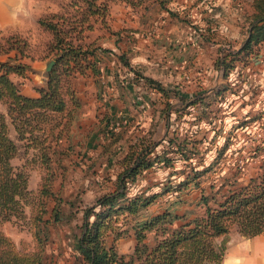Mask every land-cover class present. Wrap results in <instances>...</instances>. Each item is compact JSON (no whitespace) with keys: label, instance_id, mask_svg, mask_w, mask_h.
<instances>
[{"label":"rangeland","instance_id":"1","mask_svg":"<svg viewBox=\"0 0 264 264\" xmlns=\"http://www.w3.org/2000/svg\"><path fill=\"white\" fill-rule=\"evenodd\" d=\"M99 1L108 4V13L104 18L92 17L91 29H86V23L82 24L85 28L81 30V36L84 42L93 41L109 50L103 54L104 60L99 62L100 87L95 84L91 74H79L74 78V92L79 97L81 106L77 119L70 128L71 132L63 134L57 143L52 140L50 157L44 159L43 144L48 143L51 138L45 136L52 122L43 123L40 129L38 127L34 131L35 136L26 132L20 139L7 116L9 135L18 145L11 164L18 174L25 177L26 183L22 193L16 195L17 202H9L8 207H0V235L11 241V247L32 264L37 263V257L40 264H84L74 246L75 235L81 230L82 209L91 205L98 195L111 187V179L117 167L115 156L103 153V144L107 142L104 138L105 130L115 129L122 119L128 121L129 131L133 133L155 127L156 137L164 133L165 125L169 122L171 128L176 123L187 126V122L181 121L182 115L177 117L173 110L168 118L159 115V109L164 105L159 93L146 88L142 80L131 85L134 71L122 65L114 53L126 52L135 69L189 96L203 93L206 87L217 85L221 81L232 80L233 90L226 94V101L231 103L229 106L224 105L222 110L226 122L224 134H227L232 124L241 123L251 115L263 114L260 119L249 121L245 127L234 129L233 134L236 135L231 136L233 143L226 159L215 171H210L203 177L200 187L191 186L180 193L185 200L173 206L177 211H200L201 206L196 204L200 188L203 187L205 192L209 191L210 183L218 178V170H221L222 175L239 168L238 179L246 181L250 175L264 168V164L260 166V163H264V148L259 151L250 149L251 145L264 143V80L261 79L259 68L254 65L243 69L242 73L232 72L225 79L220 76L214 63L220 47L226 44L236 47L244 38L246 16L252 10L251 0H233L231 5H227L225 0H172L167 5L178 11V17H171L165 8H159L157 0H142L135 5L123 0H98L97 3ZM55 2L58 4L57 11L49 10L44 16L51 17L52 13L71 15L84 6V1L81 0ZM211 12L219 23L217 28H212L214 33L206 28L201 19L203 16L208 17ZM213 24L215 23L211 27ZM201 32L210 34V38H203ZM10 34H17L21 41L25 39L26 45L22 46L24 55L19 57L20 54H17V57L28 65L24 75L12 73V78L21 91L36 94L37 88L45 85L46 64L53 58V53L49 50L52 34L40 24L25 33L2 32L0 43L3 46H7L6 38ZM9 54L15 55L16 51L11 50ZM9 54L0 52V60L7 59ZM98 90L101 91V97L97 96ZM204 106L205 104L195 106L192 114L200 113ZM0 110L6 111L3 101H0ZM107 116L110 121L106 119ZM56 117L59 119L60 115ZM184 117L188 119L191 115ZM203 123L202 120L201 126H204ZM192 127L197 128V124ZM57 129L59 128L55 131ZM214 131L211 129L207 137H212ZM30 136L33 139H29ZM217 139L221 142L223 136L219 135ZM113 147L116 154H119L120 148L117 145ZM53 148L56 149L55 152ZM213 153L214 150H210L206 154L207 158ZM235 163H239V166ZM167 173L168 170L161 167L147 171L139 179L136 188L152 185L153 189H158L157 184L169 179ZM170 179L177 180L178 177L171 175ZM46 185L52 191L50 194L43 193ZM173 195L175 194L162 195L154 204L144 209L143 213L162 210L169 205ZM55 210H59L61 216L58 220L54 219ZM258 236L245 237L236 225L225 236H218L216 241L219 243L223 237L226 238L222 264H225L227 258L231 259L233 254H244L246 257L252 254L250 264H258V250L261 248ZM112 238L110 234L108 240L111 241ZM154 239L153 233H149L148 242L153 243ZM114 243L118 252L128 258L133 251L135 239L129 231L115 239ZM9 247L8 244H0V252ZM242 264H249L248 259Z\"/></svg>","mask_w":264,"mask_h":264},{"label":"trees","instance_id":"2","mask_svg":"<svg viewBox=\"0 0 264 264\" xmlns=\"http://www.w3.org/2000/svg\"><path fill=\"white\" fill-rule=\"evenodd\" d=\"M81 1H84L82 9L71 15L52 13L51 17L42 15L38 18L40 26L52 34L49 50L55 61L46 73L45 85L37 88L36 95L22 92L11 77L12 73L24 75L28 68L17 57V54H20L19 57L24 55L22 46L26 45L25 39L21 41L17 34H10L6 38L7 46L0 43V52L9 54L11 50L16 51L15 55L9 54L7 59L0 61V101L6 104V111L0 110V207L17 202L16 195L22 193L26 183L25 177L18 174L11 164L18 145L9 135L7 116L20 139L26 132L35 136L34 131L38 127L40 129L43 123L52 122L45 136L51 138L43 144L42 153L44 159H48L52 152V140L57 143L63 134L70 133L77 119L81 102L74 92V78L79 74H91L95 84L100 87L99 62L104 60L103 54L109 49L93 41L84 42L81 30L93 28L90 22L92 17L104 18L108 13V4L105 1L97 3L98 0ZM123 1L131 5L142 2ZM157 1L158 7L165 8L171 17L179 16L178 11L167 5L172 0ZM251 7L252 10L246 16L247 29L242 45L235 47L226 44L225 48H219L216 66L223 70L222 77L225 79L232 72L242 73L259 57L264 43V0H251ZM84 23L85 27L82 25ZM200 34L205 39L210 38V34ZM114 54L122 65L134 71L131 85L142 80L146 88L159 93L164 104L159 109V115L168 118L173 110L177 117L182 115L181 121L187 122V126L176 123L171 128L169 122L162 136L156 137L155 127L133 133L129 131L128 121L122 119L117 123L118 127L104 131L107 142L103 144V153L115 156L117 167L111 187L82 209L81 230L75 235V248L84 264H222L226 238L223 237L219 243L216 241L218 236H225L233 225L245 237L264 232V168L251 175L247 181L238 179V168L219 183H211L209 191L205 192L201 187L196 201L201 206L200 211L187 209L179 212L173 206L185 200L180 194L183 190L191 186L200 187L203 177L215 171L226 159L233 143L231 136L234 129L245 127L249 121L258 120L263 114L251 115L241 123L232 124L227 134H224L226 122L222 110L224 105L229 106L231 103L226 101V94L233 90L232 80L206 87L205 93L188 96L135 69L126 52ZM100 92L97 91L99 97L102 96ZM199 104L205 106L200 113L192 114L194 107ZM187 114L191 117L185 119ZM56 115H60V118L57 119ZM106 119L110 121V117ZM202 120L204 126H201ZM194 124H197V128L192 127ZM56 128L59 129L55 131ZM211 129L215 131L208 138ZM219 135L223 136L221 142L217 139ZM29 139L33 138L30 136ZM262 144L251 145L250 149L259 151L264 148ZM114 145L120 148L119 154H116ZM212 149L213 155L207 158L206 154ZM235 164L239 166V163ZM263 164L260 163V166ZM160 167L168 170L169 179L157 184L158 189H153L152 185L136 188L139 179L147 171ZM171 175H176L178 179H170ZM51 192L46 185L43 193ZM167 193L175 194L169 200V205L154 213H143L144 209ZM53 215L55 220L61 217L59 210L53 211ZM129 231L134 236L135 244L126 258L118 252L114 240ZM149 233L154 235L153 243L148 242ZM110 234L113 237L111 241L108 240ZM0 244L10 246L1 250L0 264H32L11 247V241L1 235ZM37 259L36 264H40Z\"/></svg>","mask_w":264,"mask_h":264},{"label":"crops","instance_id":"3","mask_svg":"<svg viewBox=\"0 0 264 264\" xmlns=\"http://www.w3.org/2000/svg\"><path fill=\"white\" fill-rule=\"evenodd\" d=\"M231 1L233 0H225V3H227V5L228 4L231 5L232 4ZM57 9H58V4L57 2H55V0H0V33L7 32V31H10V32L16 31V32L25 33L30 28H36L38 26L39 24L38 18L40 16H42L49 10L57 11ZM213 15L214 13L211 12L208 14V17L206 16L201 17V19L204 20L207 28L209 27L210 31H212V28L215 29L219 25L218 19L214 17ZM212 23H215V24H213L211 27ZM199 28L201 29V27ZM241 45H242V40L236 47H240ZM225 46L226 45H223L222 48H225ZM1 60H4V58ZM216 60L217 58L214 60L215 66H216ZM254 65H256L259 68L261 79L264 80V43L261 45L259 57L253 60V62H251L250 67ZM217 69L220 71V76H222L223 70L221 68H217ZM11 77H12V74H11ZM36 94H30V95H36ZM220 171L221 170L217 171V173L219 174L217 176L218 178H215V180L211 183L217 184L222 179H224L225 177L233 173L231 171H226L221 175ZM210 188L211 187L209 185V190ZM255 236H258L257 238L261 239V248L258 250L257 262L258 264H264V232L257 234ZM248 238H251V237H248ZM247 259H248V263L250 264V262L252 261V254L249 255V257H246V255L244 254H241V255L233 254L231 256V259L227 258L225 260V264H242Z\"/></svg>","mask_w":264,"mask_h":264},{"label":"water","instance_id":"4","mask_svg":"<svg viewBox=\"0 0 264 264\" xmlns=\"http://www.w3.org/2000/svg\"><path fill=\"white\" fill-rule=\"evenodd\" d=\"M54 61H55V59L52 58V59H50V60L47 62V64H46V70H47V71L51 70Z\"/></svg>","mask_w":264,"mask_h":264}]
</instances>
